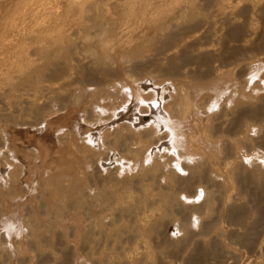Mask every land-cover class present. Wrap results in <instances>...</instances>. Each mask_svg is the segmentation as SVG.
I'll return each instance as SVG.
<instances>
[{"label":"rangeland","instance_id":"rangeland-1","mask_svg":"<svg viewBox=\"0 0 264 264\" xmlns=\"http://www.w3.org/2000/svg\"><path fill=\"white\" fill-rule=\"evenodd\" d=\"M93 1L0 0V264H264V0ZM134 79L186 97L177 161L127 152Z\"/></svg>","mask_w":264,"mask_h":264},{"label":"bare ground","instance_id":"bare-ground-1","mask_svg":"<svg viewBox=\"0 0 264 264\" xmlns=\"http://www.w3.org/2000/svg\"><path fill=\"white\" fill-rule=\"evenodd\" d=\"M74 1L75 2L78 1L81 4L80 5V6H82V9L80 10L81 12L90 11V10H92L93 6L97 7V2H95L93 0H74ZM27 3H28L27 5L29 6V2H27ZM85 4H86V6H84ZM73 8L74 7H73V3H72V5H70L68 7V9L71 11ZM27 9L29 10V7H27ZM64 12H65V10L63 11V8L60 5H58L57 8H56V11L54 13H52L50 11V14L46 18L43 19V22L50 23L49 21H54V19L57 20L60 17H62V15H65V14H63ZM21 13H22V11H21ZM25 15L26 14L23 13V16H25ZM56 16L59 17V18H55ZM18 19L19 18L16 17L13 20L15 24L17 23ZM22 21H24V20H22ZM104 21L105 22H103L102 24L100 23L99 25L101 27H102V25H105V26H107L109 28L108 25H110V22H111L110 19H107V20L105 19ZM79 24H81L83 26L84 22L81 21ZM107 27H105V28L107 29ZM101 42H103V44L107 45L108 41L107 40L105 41V39L103 37L101 39ZM105 55L108 58V53H105ZM108 60L113 62V63H115L113 59H108ZM60 71L61 70L58 69V68H53L49 72V74L47 73L44 76L43 75L41 76V77H43V79H38L37 78L36 82L34 83V81H32L33 83L31 82V84L29 82V84H30L29 86L31 87V89L35 90V93H36L35 96H37V94L41 93L44 90H51V87L48 84L45 85L44 83H49L52 80L58 79L61 75H63V74H61ZM95 82H93V83H95ZM138 82L139 81H135V79H134V81L132 83L130 82L131 85H129L128 90L126 91V93H124L125 94V99L123 100L121 105L117 109H115L113 111V113L110 115L111 116L110 119L111 120L116 119L115 120L116 122L119 121V120L122 121L123 119H127L128 122H122V123H126L125 126L127 128H129V130L137 132V134L139 136V139H140L139 145L137 146V148H135V150L127 151L129 154H133L134 156H138L140 152L150 148L151 149L150 150L151 153L154 154L153 157H151L152 158L151 163H153V164H151L152 168H153L154 163H155L156 166H159L160 163L157 160V156L159 155V153H160V151L162 149L160 148V146L158 144H154L152 142L150 143L151 145H149L148 144L149 142H147V140H146V137H150V136L154 135L155 137H157V141L162 142L161 145H163V149L166 152V154H168L169 158L172 159V160L174 159L175 161H177L178 159L181 158V154H180V151L178 150V147L176 145V130L173 127V125H170V123L172 122L174 124V121H175L176 118L185 117V115L183 113V106L186 105V103H187L186 97L184 95L182 96V94H181L180 101L174 103V101L172 102V100H173L172 93L171 94L168 93L166 88H161L158 92L154 91V95H153L152 92H146L145 90H142L140 88L141 85H138ZM154 82H156V81H154ZM140 84H142V83H140ZM255 85H258V83L255 84ZM143 86H144V88L147 87L146 85H143ZM24 89H26V88H24ZM176 89L177 88H175V90ZM98 92H99V94L102 97H105L104 99L106 101H109L111 104H113V101L116 102V99H117L118 95H115V93L112 92V88H110V87L102 88L101 90H98ZM120 95H122V94H120ZM120 95H119V97H120ZM166 98H169V100H166ZM210 102L212 103L211 98L208 101L207 100L205 101L203 99V101L199 104V106H203V107L208 106L210 104ZM108 106L109 105H107V107ZM103 108H105V106ZM107 109H113V108L110 107V108H107ZM132 109H136L137 110L136 114H135V112L131 111ZM56 110H58V109H56ZM154 111H155L156 114H158V113L160 114L159 117L163 120V122H158L157 124H159V125H157L154 122L153 123H150V122L145 123V120L148 118L147 115L148 114L151 115V112L153 113ZM246 114H244V115H246ZM257 114H258L257 111L252 110V111L248 112V114L246 116L249 119L256 118V119L259 120V118H257L258 117ZM49 116L50 115L48 114L46 117H44L42 119L41 123L47 121ZM156 117H158V116H156ZM122 123H118V124H122ZM260 126L262 128H264V124H260ZM150 128H152V129H150ZM246 130L248 131V127H247ZM229 131H231V130H229ZM222 132L224 134V130ZM246 135H248V133ZM141 140H142V142H141ZM222 140H223L222 142L225 143L226 139L222 138ZM96 142L97 141H95V138L92 137V144H95ZM165 142L168 143L169 145L165 146L164 145ZM236 143H239L238 140H236ZM118 155H119V153H118ZM120 157H122V156H120ZM126 158H128V157H126V156L122 157L123 160H125ZM124 164H125V162L123 161L122 166H124ZM120 167L121 166H119V168ZM178 168L180 170H182V171H186L187 170V168L183 169V167L180 164H179ZM172 170H174V169H172ZM191 170H192V167H191ZM197 196L198 195H195L193 198L195 199V197H197ZM186 198L189 199L190 197H186Z\"/></svg>","mask_w":264,"mask_h":264}]
</instances>
